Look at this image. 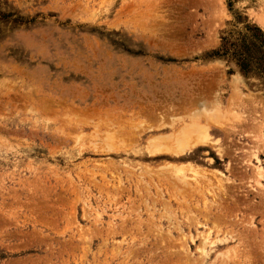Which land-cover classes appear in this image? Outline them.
Wrapping results in <instances>:
<instances>
[{"label": "rangeland", "instance_id": "374dc122", "mask_svg": "<svg viewBox=\"0 0 264 264\" xmlns=\"http://www.w3.org/2000/svg\"><path fill=\"white\" fill-rule=\"evenodd\" d=\"M201 103L226 156L179 162ZM180 177L240 242L229 264H264V0H0V264H184L152 254L178 231L142 204Z\"/></svg>", "mask_w": 264, "mask_h": 264}, {"label": "bare ground", "instance_id": "6f19581e", "mask_svg": "<svg viewBox=\"0 0 264 264\" xmlns=\"http://www.w3.org/2000/svg\"><path fill=\"white\" fill-rule=\"evenodd\" d=\"M241 81H242V79L240 77L236 78L235 86L238 87ZM232 86H234V84ZM218 109H220V108H217V104L216 103H213V104H210V105H208L206 103H201L200 107L198 108V110L193 112V115H192L193 120H192V122L190 124L188 123L189 125H187V124L184 125L181 129L175 131L174 134H171V136L169 135L170 137H172V138H170V140L173 139V142L170 143V145L174 143V146L172 148L168 149V151H167L168 154L167 155H171L172 157L179 158L178 160L180 162V159H188V157H189L188 154L190 152L192 153L195 150V148H197L198 146H204V147L208 146L211 149H215L220 154V157L224 158L226 156V154H225L226 152L223 151L224 148L222 147L223 148L222 149L221 147H219V145H217V143L215 141H213L212 139L209 138V134H210L211 130H208L209 128H207V130H205L206 128L202 129L203 126L200 123L201 122L200 119H202V118H205V121H206V122L204 121L205 123H207L208 121H212L213 122L215 117H213L212 114L217 112ZM211 124L213 125V123H211ZM221 131L226 132L225 130H221ZM251 133L249 134V132H248L249 135H251ZM249 135H248V138H249ZM169 136H168V139H169ZM165 138H167V137H165ZM158 139H156V140H158ZM168 139L167 140L164 139V140L167 142V141H169ZM162 140L163 139H161V141ZM159 141H160V139H159ZM152 143H154V142H152ZM258 144L259 143L257 142V145ZM154 146H159V144L158 145L156 144ZM163 146H164V144L159 146V147L163 148ZM167 146H169V145H167ZM164 147H166V145ZM154 148H158V147H154ZM253 148L255 149V147H253ZM256 149H258V148H256ZM157 152H159V151L157 150ZM247 152H248V155L250 153H252V152L249 153V151H247ZM184 155H185V157H183ZM249 157H251V156H249ZM184 166H182V165L176 166L175 164H170L168 167L166 166L167 168L166 167H165V169L162 168L163 169L162 171H167L168 173L172 172V173H175V174L177 173L179 175L180 174L182 175L181 172H182V170H185V169H187V171L189 170V173L191 171V175L194 172H196V174H198V173L200 174V172H201V171L199 172L198 169H195L192 166V164H187L186 168ZM169 175H170V173H169ZM260 175H261V173L259 174V176ZM137 177H140L139 174H138ZM195 177H193V178H195ZM201 177H203V176H201ZM257 177H256V179H257ZM181 179H178V182H180V183L183 182L182 186H179L174 181L169 180V181H171L172 185H174V187L170 190V192H169V190H168V192L165 191L169 195L168 198H166L165 196H162V195H160L161 196L160 199H158L157 197H152L153 194L150 191V188H151L150 185L148 184L146 186V188L144 187L145 188L144 190H146V192L148 193L147 197H146L147 199H144V201L142 200L143 201L142 204L145 205L144 208L145 209L147 208V210H148V212H146V214L147 213L153 214L154 212L160 214L159 215L160 218L165 219V221L167 223H169V225L171 226V229H174V230L178 231V238L176 239V237H173V233H172L173 230H168L167 231V228L169 226L166 228V232H165V230L163 231L160 228L162 226H160V227L157 226V228H160V229H156V231L153 232L151 237L155 238L157 240L156 242L158 244V248L153 250L152 254L154 252H156V256L165 257V258H168V257L177 258L178 261L179 260H185L184 264H188V263L189 264H229V263L234 262L233 260L235 259V256L238 254L236 249H237V246L240 244V242L237 245H231V243H234V241L235 242L238 241L236 239V237H234L233 231L231 232L230 230H224L223 227L221 226L222 224L221 223H220L221 225L218 224L219 223V221H218L219 219H217V218H215V220H217V222L216 221L214 222L212 220L213 222H211V227L208 226L209 228H207L206 227L207 223H204V221L208 220L209 217L207 216L206 218H204L205 219L204 221H201L199 218L196 217V215L198 214V211H200L201 209H204V207L207 206V203L205 202V203H203V206H201L198 203V201H195V202L194 201L193 202L190 201V200L194 199V195L193 194L191 195L192 188H194V187L191 184V182L189 183V181L183 180L184 178L182 179L183 181ZM256 179H255L256 184L259 186L260 182H259V180H256ZM135 180H138V179L135 178ZM190 180L192 181V179H190ZM117 181L119 183L121 180L119 181V179H118ZM142 182H144V181H142ZM166 182L168 183V180ZM173 182L175 184H173ZM137 183H139V182H137ZM195 184L196 183H194V185ZM141 185H143V184H141ZM145 185H143V186H145ZM184 185L187 186V188H185ZM197 185H199V184L197 183ZM112 186H114V185H112ZM198 187H200V185ZM137 188L138 187L136 186L135 194H139V196H140V194L142 195V193H140L141 190L139 191V188L138 189ZM160 188L161 187L157 188V186H156V187H154V189H156L154 191H156V193H158V194L159 193L162 194L163 192L161 193V189ZM195 189H196V186H195ZM186 190L191 192V193L186 192ZM116 191H117V189H116ZM136 191H137V193H136ZM107 192H108V190H107ZM107 192L105 193L106 195H107ZM200 193L201 192L198 191L197 194H200ZM203 194L204 193H202L201 195H203ZM197 196L199 197V195H197ZM128 197L130 198V196H128ZM204 199H206V198H204ZM139 200H141V199H139ZM205 201L208 202L207 199ZM139 208H138V210H139ZM208 211H210V210H207L206 212H208ZM208 214L210 215L209 212H208ZM208 214L206 213L204 215H208ZM159 216H158V218H159ZM150 217L153 218L152 215ZM158 218H157V220H158ZM148 220H149V218H148ZM159 221H160V219H159ZM148 223H150V222H148ZM224 225H226V224H224ZM192 227L195 229V234H193L192 231H191ZM153 229H154V227H153ZM150 234H151V232H150ZM113 242H115V241H113ZM122 242H124V241L122 240ZM132 244H131V246H132ZM192 244L195 245V251L194 252L191 250ZM112 247H113V245H112ZM117 247H119V246H117ZM117 247L115 249H117ZM113 249H114V247H113ZM115 251L117 253L118 250H115ZM127 251L129 252L130 249L128 248ZM131 252H132V250H131ZM113 253H114V251H113ZM126 256H127V254H126ZM194 257H196V260H195ZM192 259H194V260H192Z\"/></svg>", "mask_w": 264, "mask_h": 264}]
</instances>
